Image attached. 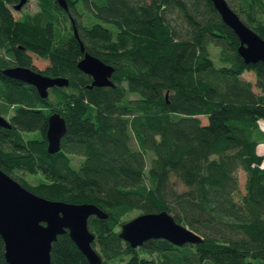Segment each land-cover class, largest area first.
Returning a JSON list of instances; mask_svg holds the SVG:
<instances>
[{"label": "trees", "instance_id": "16d2710c", "mask_svg": "<svg viewBox=\"0 0 264 264\" xmlns=\"http://www.w3.org/2000/svg\"><path fill=\"white\" fill-rule=\"evenodd\" d=\"M16 1L0 0V112H12L11 126L0 125V167L37 194L105 210L88 219L100 264H264V63L245 62L213 1L67 0L65 9L39 0L35 15L20 18ZM228 2L264 36V0ZM81 42L114 66L113 85H89L77 65ZM11 64L69 83L42 97L3 72ZM53 111L67 130L49 152ZM162 209L203 240L133 247L119 236L132 211ZM51 264L90 262L66 231L52 242Z\"/></svg>", "mask_w": 264, "mask_h": 264}, {"label": "water", "instance_id": "95a60500", "mask_svg": "<svg viewBox=\"0 0 264 264\" xmlns=\"http://www.w3.org/2000/svg\"><path fill=\"white\" fill-rule=\"evenodd\" d=\"M27 0L14 4L20 8ZM68 9L67 0H57ZM220 16L239 38L238 52L245 62L264 63V36L258 34L243 21L228 0H212ZM74 33L78 37L77 28ZM83 56L78 67L91 75L89 84L113 85L111 78L114 66L88 51L81 42ZM11 77L33 84L42 97L49 88L69 83V78L49 75L27 65H13L3 68ZM0 125L10 126L0 113ZM67 130L66 120L58 111L48 115L46 129L47 150L56 152ZM106 217L107 212L94 202H71L52 199L37 194L23 185L0 167V234L4 240L5 257L8 264H51L52 242L58 234L68 231L71 238L88 258L90 264H100L102 257L94 247V232L89 228L90 215ZM119 236L133 247L149 238L163 237L174 244L201 242L200 233L176 220L166 209L141 212L121 224Z\"/></svg>", "mask_w": 264, "mask_h": 264}, {"label": "rangeland", "instance_id": "374dc122", "mask_svg": "<svg viewBox=\"0 0 264 264\" xmlns=\"http://www.w3.org/2000/svg\"><path fill=\"white\" fill-rule=\"evenodd\" d=\"M38 0H28L24 6H23V10H25L24 14L21 16V17H27V14H30L35 12L37 10V12L39 11L40 7H39V4L37 2ZM13 12H15V14H19L20 11H16L14 10V8L12 9ZM35 17V16H34ZM34 17H32L34 19ZM212 55L215 59H217V51H218V47L217 46H213L212 47ZM243 76L246 77V78H249L251 79L253 82L256 80V76H255V73L252 71V70H246L244 73H243ZM257 89V87H255ZM50 97L53 98V95L50 94ZM11 112V111H9ZM10 115V114H9ZM202 121L205 122L206 121V117L205 116H202ZM261 125L264 127V120H261L260 121ZM31 134L35 133L34 131H31L30 132ZM259 150L261 152L264 151V140L260 142V145H259ZM72 160L74 161L75 164H78L80 162V160L82 159V156L80 155H72ZM238 174H239V183H240V188L242 191H244V181H245V171L241 168L239 169L238 171ZM26 177H28L29 179H33L34 176L33 175H30V174H26ZM36 178V177H35ZM139 211L138 210H134L132 211L129 216H128V219L135 216L136 214H138Z\"/></svg>", "mask_w": 264, "mask_h": 264}, {"label": "flooded vegetation", "instance_id": "af4514ba", "mask_svg": "<svg viewBox=\"0 0 264 264\" xmlns=\"http://www.w3.org/2000/svg\"><path fill=\"white\" fill-rule=\"evenodd\" d=\"M19 0H17L15 3H17ZM28 1V0H27ZM26 1V2H27ZM25 2V3H26ZM38 2V4H39V0L37 1ZM15 3H13L11 6H10V10L12 11V13L16 16V17H18V18H20L23 14H24V12H25V10H23V6H24V4L20 7V8H15V6H14V4ZM14 8V10H16V11H20V13L19 14H15V12H13V9ZM40 10V9H39ZM37 13V10L35 11V12H33V13H31V15H35ZM13 65H20V64H11V65H9V66H13ZM27 66H29V65H27ZM30 67H32V66H30ZM33 69H36V68H34V67H32ZM36 70H39V69H36ZM39 71H41V70H39ZM42 72V71H41ZM43 73V72H42ZM52 87H50L49 88V91H50V89H51ZM1 113V112H0ZM51 113V112H50ZM49 113V114H50ZM2 114V113H1ZM11 114H12V112H11ZM11 114L9 115V114H7V115H4L6 118H7V120L9 121V123H10V116H11ZM10 126H11V123H10ZM10 126H8V127H10Z\"/></svg>", "mask_w": 264, "mask_h": 264}]
</instances>
